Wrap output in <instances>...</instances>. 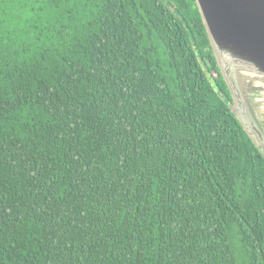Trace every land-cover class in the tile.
I'll list each match as a JSON object with an SVG mask.
<instances>
[{
    "label": "trees",
    "instance_id": "1",
    "mask_svg": "<svg viewBox=\"0 0 264 264\" xmlns=\"http://www.w3.org/2000/svg\"><path fill=\"white\" fill-rule=\"evenodd\" d=\"M196 0H0V264H264V154Z\"/></svg>",
    "mask_w": 264,
    "mask_h": 264
},
{
    "label": "water",
    "instance_id": "2",
    "mask_svg": "<svg viewBox=\"0 0 264 264\" xmlns=\"http://www.w3.org/2000/svg\"><path fill=\"white\" fill-rule=\"evenodd\" d=\"M232 95L229 106L264 154V0H196Z\"/></svg>",
    "mask_w": 264,
    "mask_h": 264
}]
</instances>
